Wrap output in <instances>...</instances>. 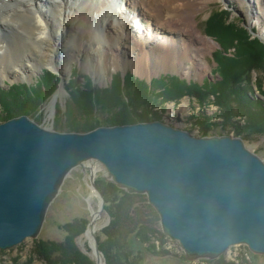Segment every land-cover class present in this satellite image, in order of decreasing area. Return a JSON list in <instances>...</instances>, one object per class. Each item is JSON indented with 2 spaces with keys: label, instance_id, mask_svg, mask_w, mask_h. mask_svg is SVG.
<instances>
[{
  "label": "water",
  "instance_id": "water-1",
  "mask_svg": "<svg viewBox=\"0 0 264 264\" xmlns=\"http://www.w3.org/2000/svg\"><path fill=\"white\" fill-rule=\"evenodd\" d=\"M89 161L119 189L147 196L187 260L218 259L236 245L264 255V161L241 138L198 136L161 119L60 132L25 115L0 123V250L36 239L66 178ZM96 178L91 170L100 207L89 227L103 264L94 229L105 199Z\"/></svg>",
  "mask_w": 264,
  "mask_h": 264
},
{
  "label": "rangeland",
  "instance_id": "rangeland-1",
  "mask_svg": "<svg viewBox=\"0 0 264 264\" xmlns=\"http://www.w3.org/2000/svg\"><path fill=\"white\" fill-rule=\"evenodd\" d=\"M114 1L115 3L113 4ZM133 1L139 3L137 0ZM145 1L147 4L149 3L153 11L151 17L154 20L157 19V23H165L176 28L183 27L182 21L170 13L165 0ZM145 1L142 0L143 3ZM180 2L186 3V8L181 13L185 12L188 14L195 9H201V13L194 17L197 23V30H194L193 33H186L187 36H184V39L190 36L199 40V36H201L211 39L214 43L213 49L208 51L209 53L207 52L205 61L209 65V71L205 75L199 73L185 75L171 70H160L154 73L152 69L145 71L143 74H137L131 65L127 66L128 68L125 67L127 56L123 58L121 67L115 68L109 64L107 69L105 71L102 70L98 75L86 68L84 62L80 58H76V53L69 47L66 51V62L69 63L68 56H70V72L69 76H63L66 78L65 80L63 79L64 89L62 87V94L55 102L54 114H52V108L49 110V105L57 91L53 94L50 101L37 111L40 121L33 120L43 127L56 130L57 127L66 129L67 126L73 123H84L89 118L103 120L114 114H121L120 110L112 112L108 106L89 104L83 99H80L79 103L72 100L67 87L75 79L72 76L74 67H77L82 74L89 75L93 85L101 89H108L107 87L115 81H112V76L117 73L123 75L126 73L131 74L138 80L148 82L152 78H161L162 75H174L188 82L199 83L202 86L205 80H219L218 65L214 57V54L220 49L219 43L215 37L208 36L205 32L206 22L211 14L217 10L227 11L229 14L226 24L230 23L241 27L250 35L251 39H258L257 36L260 37L259 33L264 31V21L261 27L254 17L247 14V4L245 3L235 0H180ZM121 5L125 7L123 0H109L104 7H101L100 12L93 19L92 32L94 37L100 38L102 42H107V34L109 32L112 33V31H108L106 27L101 25V22L109 19L106 15L114 14L115 10H118ZM128 15L130 16L129 21H131L128 24L131 26L133 35L135 37L140 36L141 31L136 27L134 28V26H140L141 19H133L131 13ZM64 24L65 27H69V23L66 21ZM173 24H176V26ZM151 29L154 30V26H151ZM182 31L189 30L184 28ZM196 31L200 32V34L192 36ZM154 33L160 35L162 30H159V32L154 30ZM260 38L262 39V37ZM261 42L264 44V39ZM200 45H203L202 40ZM87 49L90 48L87 47ZM95 51L96 46L92 47L93 54ZM231 52L233 53L234 50ZM22 65L25 66L24 62H22ZM26 66L27 68L29 67L27 64ZM260 66L251 74L253 90L252 93H249V96L264 103V64ZM48 69L51 68L42 66L41 68L30 69L28 74L32 72L25 79H13L11 76L14 75L9 72H0V90H7L9 89L7 85L13 84L27 83L34 85L37 83V78L43 74L42 72ZM16 71H21L20 65L16 67ZM56 73L58 75L55 73L54 75L61 79L62 75L58 71ZM76 80L80 83L85 82L79 78ZM259 83L262 84V90L258 88ZM194 93L196 94L195 96L185 95L178 101L164 102L160 100L165 110H162L160 104L154 106L153 110L150 111L149 109L145 110V107H139L135 103L138 108L133 107V109L138 113L134 110L132 112L133 115L129 114L127 116L132 117V121L136 123L137 118L135 117L138 114L150 111L152 118L154 117L152 115L155 114L172 126L188 130L198 136L231 135L239 137L244 141L247 149L264 161V113H260L262 110L255 111V113L249 112L253 116H257L256 118L249 117L251 116L250 114L249 116H247L248 114L240 116L235 112L227 119L226 111L222 109V106L219 107L214 104L215 101L212 97L201 102L200 97L205 95V91H200V96L196 92ZM139 104L142 105L140 102ZM126 109L127 107L124 110ZM2 110L0 107V122L4 120L2 119ZM220 128H224L223 130L225 131L220 130ZM93 163H96L98 171L96 184L102 182V187L107 190L110 198L109 202H105V209L101 219L98 221V229L95 233L99 239L98 245L103 264H264V255L251 252L245 245L232 246L225 255L218 259L187 260L180 243L163 233L159 216L153 207L149 205L147 196L139 194H132L137 195L135 197L126 196L129 193L119 189L105 176L103 166L96 161ZM90 174V165L74 169L66 178L58 197L49 207L40 235L36 239L29 238L10 250H0V264H63V262H66V264H97L92 249V236L90 239L86 237V233L90 229L89 224L92 219V212H96L100 207L99 199L91 197ZM116 190L120 191L116 192Z\"/></svg>",
  "mask_w": 264,
  "mask_h": 264
},
{
  "label": "bare ground",
  "instance_id": "bare-ground-1",
  "mask_svg": "<svg viewBox=\"0 0 264 264\" xmlns=\"http://www.w3.org/2000/svg\"><path fill=\"white\" fill-rule=\"evenodd\" d=\"M165 1L170 13L182 21V28L157 23V19H152L153 11L146 1L139 4L133 0H123L125 7L121 5L114 14L106 15L109 19L101 22L108 31H112L107 34L105 43L94 37L92 28L95 15L109 0H0V72H9L15 76H11L13 79H25L32 72L28 74V70L46 66L58 71L65 80L64 77L69 76L70 72V56L67 63L66 51L71 47L76 53V58H80L86 68L98 75L102 70L105 71L109 64L115 68L121 67L126 56L125 67L131 65L137 74L152 69L154 73L171 70L185 75H205L209 71L206 56L208 51L213 49L214 43L211 39L201 36L199 40L190 36L184 39L188 32L197 30L194 17L201 13V9H195L188 14L181 13L186 8L185 2ZM235 1L247 4V14L254 17L262 27L264 0ZM129 13L133 15V19H141V25L134 26L141 31L140 36L133 35L128 24L131 22ZM65 21L69 23V27H65ZM151 26L158 32L162 30V33H154ZM184 28L189 31H182ZM195 34L199 35L200 32L196 31L192 36ZM259 34L264 39V31ZM94 46L96 51L93 54ZM19 65L20 72L16 71ZM62 90L50 103L49 110L56 105ZM93 162H86L85 165H90L91 170L97 173L96 163ZM91 197L98 198L97 192L92 190ZM97 229L96 226L95 233ZM91 232L89 229L86 233L88 239L92 236Z\"/></svg>",
  "mask_w": 264,
  "mask_h": 264
},
{
  "label": "trees",
  "instance_id": "trees-1",
  "mask_svg": "<svg viewBox=\"0 0 264 264\" xmlns=\"http://www.w3.org/2000/svg\"><path fill=\"white\" fill-rule=\"evenodd\" d=\"M228 14L227 11L217 10L211 14L205 25L206 35L215 37L220 46V49L214 54L218 65L219 80L206 81L202 86L196 82L188 83L178 77L162 76L153 79L149 84L128 74L125 80L118 76L108 89H101L94 86L87 75L75 71L73 73L75 79L67 87L72 100L79 103L80 99H83L89 104L108 106L112 112L120 110L121 114H114L103 120L89 118L84 123H73L67 126L66 129L57 127L56 130L60 132H87L100 126L135 123L132 121V117L127 116L129 114L133 115L132 112L135 110L133 107H145V110L152 111L154 106L160 104L162 110H165L160 100L164 102L178 101L185 95L195 96L194 92L200 96L199 92L202 90L205 91V95L200 97L201 102L212 97L215 101L214 104L219 107L222 106V109L226 111L227 119L235 112L240 116L245 114L249 116L250 114L249 117L253 118L257 116H253L249 112L255 113V111L262 110L260 113H264V103L249 96V93H252L253 90L251 74L255 69L260 68V65L264 64V44L258 39H251L250 35L241 27L235 24H226ZM232 50H234L233 53ZM77 78L83 79L85 82L80 83L76 80ZM59 85L60 79L57 76L49 71H44L34 85L18 84L9 87L7 90H0L3 122L23 115L38 121L37 111L50 101ZM258 88L262 90L261 83H259ZM126 107L127 109L124 110ZM150 111L138 114L135 117L137 118L136 122H146L160 118L155 114L152 115L154 116L152 118ZM223 129L220 128V130ZM96 185L105 202H109V194L107 190L103 189L102 182ZM126 196L135 197L137 195L126 194ZM63 264H66V262H63Z\"/></svg>",
  "mask_w": 264,
  "mask_h": 264
}]
</instances>
